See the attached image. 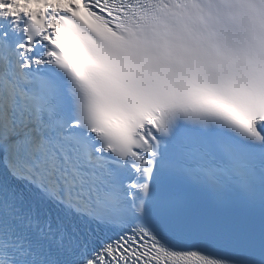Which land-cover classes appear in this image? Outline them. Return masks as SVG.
I'll return each instance as SVG.
<instances>
[{
	"label": "snow or ice",
	"instance_id": "1",
	"mask_svg": "<svg viewBox=\"0 0 264 264\" xmlns=\"http://www.w3.org/2000/svg\"><path fill=\"white\" fill-rule=\"evenodd\" d=\"M0 264H264V0H0Z\"/></svg>",
	"mask_w": 264,
	"mask_h": 264
}]
</instances>
